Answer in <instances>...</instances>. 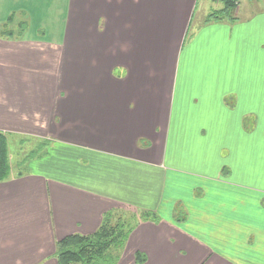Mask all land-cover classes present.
<instances>
[{
    "label": "crops",
    "instance_id": "obj_1",
    "mask_svg": "<svg viewBox=\"0 0 264 264\" xmlns=\"http://www.w3.org/2000/svg\"><path fill=\"white\" fill-rule=\"evenodd\" d=\"M255 2L0 0L26 23L0 34V133L37 144L0 183V264H58L119 212L151 216L114 264H264Z\"/></svg>",
    "mask_w": 264,
    "mask_h": 264
},
{
    "label": "trees",
    "instance_id": "obj_2",
    "mask_svg": "<svg viewBox=\"0 0 264 264\" xmlns=\"http://www.w3.org/2000/svg\"><path fill=\"white\" fill-rule=\"evenodd\" d=\"M219 1L223 9L215 10L208 16L209 20H233V11L240 0H210ZM12 21V15L1 25L0 34H12L13 30L9 28ZM18 30L23 32L26 29L25 22H19ZM43 145V144H41ZM42 147V146H40ZM37 155V152H36ZM30 157L34 158L32 152ZM10 164L8 158V144L5 135L0 133V183L7 180L10 176ZM121 213V212H119ZM117 213H109L103 217V220L95 233L89 236L71 235L57 242V261L58 264H114L116 261V252L121 249L127 240L131 229L139 221L150 218V213H142L138 217L132 216L133 225L124 229L123 223L110 225V218ZM122 214V213H121Z\"/></svg>",
    "mask_w": 264,
    "mask_h": 264
},
{
    "label": "rangeland",
    "instance_id": "obj_3",
    "mask_svg": "<svg viewBox=\"0 0 264 264\" xmlns=\"http://www.w3.org/2000/svg\"><path fill=\"white\" fill-rule=\"evenodd\" d=\"M246 1L249 2L250 11H251L252 14H255L257 11L260 10L256 6L255 0H246ZM239 2H241V6L244 7V5H245L244 0H240ZM241 13H243V9L241 10ZM15 19H18V18L15 17ZM15 25H17V24L15 23ZM15 25L12 24L13 27ZM9 27L11 28V30H14L13 27H11V26H9ZM17 29H18V27H17ZM260 62L264 63V57L263 58L253 57L252 61H251V64L254 65V66H258ZM10 140L11 141L9 143L8 158H9L13 168H15V165H17L18 162L20 160H22L23 156H25V155L28 156V155L32 154L31 151L35 150V148L37 147V144H36L35 141H26L21 147L20 145H21L22 142L20 141V139L11 138ZM7 144H8V140H7ZM15 145H16V147H15ZM18 165L21 166V162ZM117 222L119 224L123 223L124 224L123 228L126 229V228H128V226H132L133 225V218H132V216H129V214H126V213H122V214L121 213H117V215L115 214V215L112 216V218H110V225L115 226V224Z\"/></svg>",
    "mask_w": 264,
    "mask_h": 264
}]
</instances>
